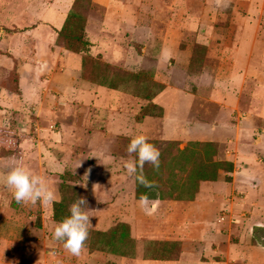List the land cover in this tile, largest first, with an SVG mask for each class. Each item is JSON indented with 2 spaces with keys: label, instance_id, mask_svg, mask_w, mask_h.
Returning a JSON list of instances; mask_svg holds the SVG:
<instances>
[{
  "label": "crops",
  "instance_id": "crops-1",
  "mask_svg": "<svg viewBox=\"0 0 264 264\" xmlns=\"http://www.w3.org/2000/svg\"><path fill=\"white\" fill-rule=\"evenodd\" d=\"M43 1L44 12L47 7L52 10L54 7L51 18L16 34L9 33V38L3 40H10L8 46L1 43L2 50L13 55L19 94L0 87V130H9L12 139L15 135L21 138L22 154L0 157V230L9 232L8 237L3 236L5 239L14 235L27 242L28 247L21 254L23 258L28 256L24 264H36L39 258L43 259V264H264V135L255 142L243 144L247 161L241 162L224 192L213 190L214 194H210L221 210L231 213L232 217L224 222L219 221L221 214L213 223L198 217L192 220L190 216L201 211L202 206L197 208L200 203L197 200L150 199L154 202V210L153 203H149L146 210L136 200L132 209V238L137 247L132 258L91 252L89 248H83L79 256H74L64 249L63 242L52 237L58 223L52 217L53 204L38 201L36 206H31L15 201L13 190L6 187L3 180L11 169L26 167L33 174L45 175L48 183L55 175L66 174L68 164L76 156L85 154L89 159L97 154L98 159L107 161L100 169L97 184L90 180L92 187L99 190L107 166L116 159L112 146L124 136L118 125L124 122L125 116L132 120V112L136 116L146 104L139 98L132 101V95L127 93L83 80L84 57L99 58L131 73H138L152 59L150 61L157 64V69L166 66L168 72L179 69L186 75L191 59L190 47L182 50L179 39H175L182 33L178 27L167 28L160 41L154 40L152 20L162 0H91L86 26L91 47L78 54L59 44V32L76 0ZM36 5L33 0L29 6L37 9L39 6ZM102 88L122 94L118 97L122 106L110 109L107 118L101 113L104 108L100 104ZM112 95L110 93V97ZM182 95L185 104L178 105L175 114L168 116L164 110L162 140L181 143L211 141L205 137L215 127L195 118L186 104L191 99L195 102L196 95L192 92H183ZM134 103L136 107L132 106ZM185 113L188 116H182ZM136 135L147 134L135 133L133 136ZM247 135L248 132H241L243 139ZM5 137L0 131V151L7 142ZM68 141L81 143V146L69 147ZM56 149L60 153L57 162H68L60 171H57L60 167L56 168L53 156ZM44 169L52 172L44 173ZM41 205L46 211L40 214L42 234L32 236L25 228L28 210ZM34 219L32 217L30 223ZM135 219L141 221V228H134ZM157 220L160 227L146 225ZM49 246L58 247L59 256L45 253ZM163 255L167 257L163 258Z\"/></svg>",
  "mask_w": 264,
  "mask_h": 264
},
{
  "label": "rangeland",
  "instance_id": "rangeland-1",
  "mask_svg": "<svg viewBox=\"0 0 264 264\" xmlns=\"http://www.w3.org/2000/svg\"><path fill=\"white\" fill-rule=\"evenodd\" d=\"M31 2L33 0H0V87L16 94L18 75L12 61L13 55L2 50L1 43L4 38H9V33L16 34L21 29L35 24L40 25L54 14V7L53 10L48 7L45 12L42 10L43 0H35L36 6H39L37 9L29 6ZM90 12L91 7L87 13V21ZM98 14L96 11V15ZM152 21L156 42L162 39L167 28L178 27L182 33L175 39H179L182 50L190 47L191 59L195 64L191 73L188 70L186 75L179 69L168 72L166 66L157 69V64L149 59L138 73L147 72L151 80L163 87L155 102L168 116L176 113L178 105L185 104L183 92L194 93L195 102L191 98V102L186 101L189 109L195 118L209 123L212 128L215 127L205 137L211 141L205 142L218 145L216 156L219 162L234 164L232 174L223 172L217 181L199 184V193L195 200L200 201L197 208L202 206L199 208L201 211L190 218L195 220L198 217L213 223L220 214L231 213L229 210H221L210 194H214L213 190L224 192L226 185L233 181V175L237 168H240L241 162L247 161L244 158L243 144L255 142V139L264 135V0H162V5ZM9 42L10 40L3 44L6 43L8 46ZM59 44H64V40L59 39ZM101 91L100 104L104 107L101 113L107 118L111 114L110 109L116 110L122 106L118 102V97L122 94L103 88ZM110 93L113 94L112 97ZM133 100L137 101V98L132 97ZM132 106L136 107V104ZM134 114L135 112H132V120L125 116L124 122L118 125L126 137L123 136L118 144L112 146L116 159L107 166L99 190L92 187L90 180L94 181V185L97 184L100 180V169L104 168L107 161L98 159L97 154L90 159L87 154L76 156L68 164L66 178L63 175H55L48 180L49 188L60 197L59 202L50 203L55 207L61 205L59 216L62 218L70 215L69 208L76 199L83 197L86 200L91 224L83 248H89L90 239L95 231H106L119 223L127 224L132 233V209L135 208L136 200H139L142 193H147L150 199L162 196L163 200H175L176 193L188 186L186 184L183 187L192 164H188L183 170L178 149H185L189 143L170 144L162 140V119L165 112L163 117H149L145 124H143L145 120L138 123ZM249 115L252 116L250 120ZM182 116H188V113ZM241 132H248L246 139L242 138ZM135 133L147 134L148 142L160 151L159 168L145 164L143 169L146 179L155 185L151 189L139 184L135 176H129L124 168L127 160L135 159V154L130 157L127 152ZM67 143L69 147L81 146V143L69 141ZM1 154L4 153L0 151ZM59 154L58 149L53 153L56 168L60 167L57 171L63 170L68 163L57 162ZM46 172L52 171L44 169V173ZM228 177L232 178L231 182H228ZM42 178L46 180L45 175ZM227 191L226 194L229 195ZM189 196V193L185 194L180 201H191L188 200ZM28 211V221L25 225L27 233L32 236L36 233L42 234L40 214L46 212L45 208L41 205L35 207V210L29 208ZM24 212L27 213V210ZM32 217L35 219L30 223ZM135 220L134 228L135 226L141 228L142 224L139 223L141 221ZM234 220L237 221L235 218ZM49 224L54 226L52 222ZM146 225L151 228L161 226L158 220L154 224L152 221ZM8 233L1 228L0 264L26 263L28 256L23 258L21 254L28 247L27 242L20 241L14 235H10V239H5L3 236L8 237ZM45 253L59 256L60 250L58 247L49 246ZM36 261V264H43L42 258Z\"/></svg>",
  "mask_w": 264,
  "mask_h": 264
},
{
  "label": "trees",
  "instance_id": "trees-1",
  "mask_svg": "<svg viewBox=\"0 0 264 264\" xmlns=\"http://www.w3.org/2000/svg\"><path fill=\"white\" fill-rule=\"evenodd\" d=\"M91 7V0H76L70 11L62 30L59 32V39L64 40L62 44L67 50L74 53H83L90 49L91 43L86 33L87 13ZM191 59L189 72L193 66ZM83 80L94 85L118 90L132 95V97L142 99L146 104L136 115L138 123L143 122L149 117H163L164 109L158 105L155 100L163 91V87L151 80L147 72L131 73L117 66L104 63L99 58L86 56L82 63ZM19 94V90L17 92ZM5 135L7 142L2 148L0 157L20 156L21 138L15 135L12 139V133L9 130H0ZM170 144H179L178 142H166ZM218 145L213 142H189L185 149H178L182 168L185 170L188 164H192L188 173V179L185 181L180 192L176 193L175 200H182L185 194H190L188 200L194 201L199 193V184L207 181H217L221 173L232 174L234 164L232 162H219L216 156ZM66 174L63 175L66 178ZM232 178L228 177V182ZM163 199L162 196H160ZM53 218L60 222L64 218L59 216L60 206L53 204ZM166 247H170V244ZM137 243L132 238L130 227L127 224L119 223L106 231H95L89 242L91 252L99 251L107 254L117 255L124 258H132L136 252ZM167 256L163 255V258Z\"/></svg>",
  "mask_w": 264,
  "mask_h": 264
},
{
  "label": "clouds",
  "instance_id": "clouds-1",
  "mask_svg": "<svg viewBox=\"0 0 264 264\" xmlns=\"http://www.w3.org/2000/svg\"><path fill=\"white\" fill-rule=\"evenodd\" d=\"M127 152L131 157L135 154V159L125 162L124 168L129 176H135L136 180L146 188H154L155 185L148 181L143 174L145 164H151L154 168H159L160 151L155 145L148 142L145 135H136L127 147ZM6 187L13 190L15 201L19 203H31L35 205L38 201L43 204L59 202L60 197L55 191L49 188L46 180L39 175L33 174L23 166L11 169L3 178ZM139 203L147 210V205L154 202L150 200L147 193H142ZM86 206V207H85ZM87 209L86 200L81 197L70 206V215L58 222L53 230L52 237L56 241L63 242L64 249L74 256H79L83 250L85 241L89 235L90 216Z\"/></svg>",
  "mask_w": 264,
  "mask_h": 264
},
{
  "label": "built area",
  "instance_id": "built-area-1",
  "mask_svg": "<svg viewBox=\"0 0 264 264\" xmlns=\"http://www.w3.org/2000/svg\"><path fill=\"white\" fill-rule=\"evenodd\" d=\"M230 217H232V216L228 215V214L225 212V213L221 214V216H220V218H219V221H220V222H224L227 218H230ZM231 219H233V218H231Z\"/></svg>",
  "mask_w": 264,
  "mask_h": 264
}]
</instances>
